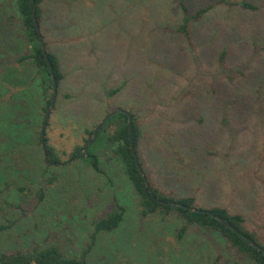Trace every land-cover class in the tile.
Returning a JSON list of instances; mask_svg holds the SVG:
<instances>
[{
	"label": "rangeland",
	"instance_id": "1",
	"mask_svg": "<svg viewBox=\"0 0 264 264\" xmlns=\"http://www.w3.org/2000/svg\"><path fill=\"white\" fill-rule=\"evenodd\" d=\"M250 1L258 12L219 7L195 24L192 47L172 30L181 23L178 8H167L174 0H46L42 28L66 76L48 125L52 90L45 93L34 66L16 63L13 51L26 50L9 46L0 21V50L11 54L0 58V76L26 81L17 87L0 80V226L10 227L0 231V254L56 245L76 256L94 222L119 203L126 209L121 226L98 235L88 264H254L212 230L192 225L180 239L185 222L176 213L141 216L107 145L120 123L115 113L133 114L148 182L175 198L195 196L198 206L246 214L264 242V0ZM10 3L0 0V18L18 25L16 15L8 19L16 14ZM224 48L227 68L215 63ZM227 71L243 73L234 87ZM109 115L98 148L106 174L80 158L47 162L42 129L65 162Z\"/></svg>",
	"mask_w": 264,
	"mask_h": 264
},
{
	"label": "trees",
	"instance_id": "2",
	"mask_svg": "<svg viewBox=\"0 0 264 264\" xmlns=\"http://www.w3.org/2000/svg\"><path fill=\"white\" fill-rule=\"evenodd\" d=\"M174 1H176L174 2L175 6H173V4H169L168 6L170 7L167 8L172 10L173 8L175 9V7L178 8L181 23L176 24V27H173L174 29L172 28V30L178 34V39L186 42L189 46L193 45V26L204 21L207 18L206 16L217 11L219 7L226 9L235 7L254 13L260 10V8L250 0ZM11 3L14 5L16 14H12L11 16L8 15V19L15 20L16 15L20 22H18L17 25L15 22L13 24L8 22V24L7 21H3L1 18L0 21L5 22L8 26L9 41H7V43H9V46L12 45L13 48L19 47L18 49L20 50L22 47L26 50L23 51L25 53L20 52L19 54L15 53V50L13 51L14 54L19 55L16 59V63L22 64L23 62L27 61L30 66H34L36 69V76L40 80V85L43 86L45 93H47L48 88L52 90L50 98L47 100L46 106L44 108V113L46 114L44 117V122L46 125H48L47 110L51 105L54 90L51 73L53 72L57 82V93L62 81L66 76L64 71L61 69L58 57L49 51L48 41L46 40L45 35L46 33H44L42 28V25L46 19L44 11L46 0H11ZM34 15L36 16L39 26L38 29L35 25ZM42 41L45 44L47 56L49 58L50 64L52 65V72L49 69V65L42 49ZM10 56L11 54H3V51L0 50V58L2 60H7V58ZM197 57L200 58L199 56ZM218 57V63L217 60L215 61L217 65L223 66L225 63H227L229 57L228 49L224 48ZM262 57H264V54ZM198 58L197 60L200 61ZM6 69L7 68H5V70ZM6 71H11L13 74L16 72L11 68H8ZM261 71L264 77V67L261 68ZM233 73L234 74L230 73V71H227L225 74L227 79L230 80L228 84H230L232 87L236 85V78L243 75V73ZM8 77L9 76H7L6 72L4 75L0 76V80L4 81L5 79L7 83L17 87L25 86L26 81L23 77L20 79L16 77V81L14 79L15 76L12 77L11 80L8 79ZM218 88L219 87H211L212 90L210 93L213 96L218 95ZM120 90L121 87L116 88L111 92V94L116 95ZM222 94L219 98L220 100H222ZM128 114L130 117L120 112L115 113V115H117V117L120 119V123L114 133L107 135V141L108 143H111V147L110 144H106L109 146L108 149H112L115 159L120 161L124 173L129 178L134 187L139 200L141 216L147 217L156 213H159L162 216H169L172 213H176L185 222L179 231L178 237L180 239L182 238L183 234L186 233L189 226H199L219 233L232 249L237 250L238 253L242 254V256L254 264H264V242L260 241L257 233L248 228L249 222L246 214L239 211L237 212L227 207L215 206L207 208L198 206L197 197L195 196L175 198L172 195H165L158 188H155L151 182H149V185L151 186L152 191L149 190L146 184V179L148 178L144 171V164L139 160V167L136 161V156L139 159L138 147L142 138L141 128L138 125L135 116L131 113ZM129 121L132 122V142L129 139ZM199 122L201 123L202 119H200ZM96 129L87 132L89 136L85 139L84 145L75 148V150L68 156L69 159L65 162H62V160L55 154L54 149L48 144L49 141L44 136L46 132L44 129H42L40 139L41 142H44L46 147V152L48 154L47 162H51L53 165L59 166L60 164H68L73 160L80 158L83 162L87 163V165L91 164L90 166H92V168L98 173L106 174V172L100 168V159L98 156L99 144L101 140H104L101 139L100 136L103 128H101L93 137L86 153H82L87 141L90 137H92ZM132 144L135 147L136 155H134L132 151ZM102 146H105V143ZM42 192L44 193V191L41 190L40 192V200L43 199ZM1 194L2 191L0 190V195ZM163 202H166L167 204ZM125 212V207L119 203H116L114 210L109 212L105 217L95 221L94 232L91 235L90 242L81 250L80 254L76 256L67 255L60 247L56 245H50L46 247L34 246L27 250H17L10 254H0V264H88L89 255L92 252L93 247L96 245L98 235L101 233L118 230L121 226V223L123 222ZM219 218L224 219L236 230L234 231L231 228H228L219 220ZM9 225H15V222H12ZM8 228L10 227L2 225L0 226V231H4ZM251 243L256 244L257 247L253 246Z\"/></svg>",
	"mask_w": 264,
	"mask_h": 264
},
{
	"label": "water",
	"instance_id": "3",
	"mask_svg": "<svg viewBox=\"0 0 264 264\" xmlns=\"http://www.w3.org/2000/svg\"><path fill=\"white\" fill-rule=\"evenodd\" d=\"M34 21H35V25H36V27H37V29H38L39 26H38V23H37V20H36V16H35V15H34ZM41 44H42V49H43V52H44V54H45V57H46L47 63H48V65H49V69H50V71L52 72V65L50 64L49 58H48V56H47V51H46V48H45V44H44L43 41L41 42ZM51 76H52V79H53V89H54V90H53V98H52V101H51V105L49 106V108H48V110H47V118L49 117V114H50V112H51V109H52V107H53V105H54V102H55V99H56V96H57V82H56V79H55V76H54L53 72L51 73ZM118 112L123 113V114H126V115L129 116V114H128L127 112H125V111L120 110V111H118ZM112 115H113V114H112ZM112 115H109L108 117H106V118L101 122V124L98 126V128L96 129V131H95V133L92 135V137L89 138V140L87 141V143H86V145H85V147H84V149H83V151H82L83 154L86 153L87 148H88V146H89L91 140L93 139V137H94V136L96 135V133H97V132L103 127V125H104V123L107 121V119H108L110 116H112ZM129 117H130V116H129ZM128 129H129V139H130V141L132 142V141H133V138H132V122H131V121H129V123H128ZM42 143L44 144V142H42ZM131 147H132V151H133L134 155H136L135 147L133 146V144H132ZM45 156H46V149H45ZM136 161H137V165L140 167L137 156H136ZM146 184H147L149 190L152 191V188H151V186L149 185V182H148L147 179H146ZM161 202H162V201H161ZM163 203L167 204L166 202H163ZM214 217H215V216H214ZM219 220H220L223 224H225L228 228H231V229L234 230V231L236 230L233 226H231L230 224H228L224 219L219 218ZM251 244H252L253 246H256V247H257L256 244H254V243H251ZM263 252H264V250H263Z\"/></svg>",
	"mask_w": 264,
	"mask_h": 264
}]
</instances>
